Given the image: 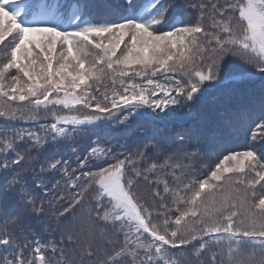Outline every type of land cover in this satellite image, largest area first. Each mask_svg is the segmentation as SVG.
Returning <instances> with one entry per match:
<instances>
[{
  "label": "snow or ice",
  "instance_id": "snow-or-ice-1",
  "mask_svg": "<svg viewBox=\"0 0 264 264\" xmlns=\"http://www.w3.org/2000/svg\"><path fill=\"white\" fill-rule=\"evenodd\" d=\"M6 40L0 117L44 122L0 130V264H264V143L224 145L264 139V0H0Z\"/></svg>",
  "mask_w": 264,
  "mask_h": 264
},
{
  "label": "trees",
  "instance_id": "trees-1",
  "mask_svg": "<svg viewBox=\"0 0 264 264\" xmlns=\"http://www.w3.org/2000/svg\"><path fill=\"white\" fill-rule=\"evenodd\" d=\"M114 2V0H112ZM199 2V0H197ZM191 19H195V13H192V16L190 17ZM10 40V37L8 38ZM7 40L5 41L4 44H0V55H2V51L5 48V45L7 44ZM14 71V70H13ZM173 75L171 73H160L156 77H153V79L159 80L161 83H171V81H168L166 79L167 76ZM176 78H180L179 73L175 74ZM6 100V98L0 99V103H3ZM12 103V102H8ZM18 103V102H17ZM219 105L218 104H213L211 102L205 104L203 110L200 113V116L208 121H213L216 120L217 117V110H218ZM28 111V105L25 102V112L27 113ZM66 112V110H65ZM44 122L43 119L39 121H33V120H9L6 117H0V130H8V129H21V128H38L39 123ZM256 123H259V121H256ZM255 123H247L245 124L243 129L240 130H235L233 131L230 135H228L225 140H224V145L225 147L230 150V151H245L247 150L250 146L254 147L256 149H260V146L262 143H264V139L260 137L258 134V138L253 141L251 139L252 136V130L255 128ZM223 154H227V152H221V151H215L213 152V155L209 159H204L201 162L197 163V167L200 171L202 172H207L208 170V165L211 164L213 167L215 163L219 162V159L222 158ZM227 167H232V163H226ZM235 179V174H229ZM259 187V186H257ZM141 191L143 192V186H141ZM161 191H162V186H161ZM169 200H171V197H169ZM50 223V221L45 218L44 222L41 224H36L35 221H32L31 224L33 227L36 228V230L39 232L40 238L43 240H48L51 238H54L55 240L59 241V235L57 233L51 232V231H40L44 227L45 224ZM29 224V221H25L23 224L17 226V225H12L9 226L11 231H15L18 236L22 235L20 232L21 228H27ZM70 251V250H69ZM257 259H259V254H257Z\"/></svg>",
  "mask_w": 264,
  "mask_h": 264
}]
</instances>
